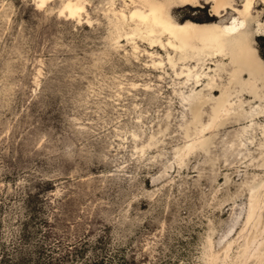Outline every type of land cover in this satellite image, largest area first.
Returning <instances> with one entry per match:
<instances>
[{"label":"rangeland","instance_id":"rangeland-1","mask_svg":"<svg viewBox=\"0 0 264 264\" xmlns=\"http://www.w3.org/2000/svg\"><path fill=\"white\" fill-rule=\"evenodd\" d=\"M64 1L0 0V264H239L262 127L240 138L251 122L230 124L182 158L181 93L205 86L184 84L177 54L119 18L131 0H85L80 20L60 14ZM175 1L180 22L219 20L211 1Z\"/></svg>","mask_w":264,"mask_h":264},{"label":"bare ground","instance_id":"bare-ground-1","mask_svg":"<svg viewBox=\"0 0 264 264\" xmlns=\"http://www.w3.org/2000/svg\"><path fill=\"white\" fill-rule=\"evenodd\" d=\"M34 1L37 4L43 2L46 7L53 0ZM177 1L195 6L202 0ZM207 1L213 3V15L219 20L180 22L171 14V3L175 0H131L133 8L129 9V14L119 12L120 19L140 22L153 42L158 41L177 54L183 65L176 74L185 77L184 84H191L192 88L204 85L208 91L206 96L194 91L181 93V103L191 105L192 114L185 130V137L191 142L181 148L182 158L203 147L208 141L207 134L213 143L220 130L230 124L251 122L242 128L240 138L249 127L256 131L257 125L262 127L264 135V125L255 121L264 117V59L255 43V37L264 35L263 10L256 11L255 7L258 3L264 4V0H241V8L238 7L239 0ZM69 3L71 10L67 7ZM85 7V0H65L60 11L80 20ZM227 13L230 16L225 19ZM159 32L167 35L165 42L154 37ZM168 61L172 67L177 63L173 56H169ZM217 91L219 96H215ZM206 104H210L207 118L203 114ZM255 186V190H251L249 209L241 228L240 237L244 241L242 253L238 255L241 259L239 264H262L264 259V213H261L264 209V180ZM229 250L230 246L225 250L226 257ZM218 259L217 254H212L209 264H216Z\"/></svg>","mask_w":264,"mask_h":264},{"label":"snow or ice","instance_id":"snow-or-ice-1","mask_svg":"<svg viewBox=\"0 0 264 264\" xmlns=\"http://www.w3.org/2000/svg\"><path fill=\"white\" fill-rule=\"evenodd\" d=\"M45 6V4L43 3V2H41V3H38L37 5H36V7H39V8H43ZM67 7L71 10L72 9V5H71V3H69V5H67ZM83 9H77V11H82ZM61 15H64V13L63 12H61L60 13Z\"/></svg>","mask_w":264,"mask_h":264},{"label":"trees","instance_id":"trees-1","mask_svg":"<svg viewBox=\"0 0 264 264\" xmlns=\"http://www.w3.org/2000/svg\"><path fill=\"white\" fill-rule=\"evenodd\" d=\"M263 57H264V54H263Z\"/></svg>","mask_w":264,"mask_h":264}]
</instances>
